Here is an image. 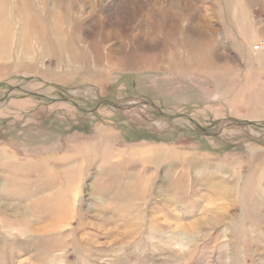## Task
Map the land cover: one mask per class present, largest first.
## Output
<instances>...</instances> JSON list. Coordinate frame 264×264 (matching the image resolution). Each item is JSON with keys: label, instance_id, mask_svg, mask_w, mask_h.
<instances>
[{"label": "rangeland", "instance_id": "1", "mask_svg": "<svg viewBox=\"0 0 264 264\" xmlns=\"http://www.w3.org/2000/svg\"><path fill=\"white\" fill-rule=\"evenodd\" d=\"M0 22V264H264V0Z\"/></svg>", "mask_w": 264, "mask_h": 264}, {"label": "bare ground", "instance_id": "2", "mask_svg": "<svg viewBox=\"0 0 264 264\" xmlns=\"http://www.w3.org/2000/svg\"><path fill=\"white\" fill-rule=\"evenodd\" d=\"M25 22V21H24ZM1 23V22H0ZM6 24H7V22H6ZM24 25V24H23ZM22 25V26H23ZM1 29H2V27H1ZM25 37V36H24ZM26 38V37H25ZM22 39H24V38H22ZM22 41H25V40H22ZM7 42H8V40H7V36L6 37H4V38H2V39H0V45L1 44H3V46H5L6 44H7ZM60 48H62V47H60ZM63 49V48H62ZM65 50V49H64Z\"/></svg>", "mask_w": 264, "mask_h": 264}, {"label": "built area", "instance_id": "3", "mask_svg": "<svg viewBox=\"0 0 264 264\" xmlns=\"http://www.w3.org/2000/svg\"><path fill=\"white\" fill-rule=\"evenodd\" d=\"M262 49H264V43H259L258 45H256L255 47H254V50L256 51V50H262Z\"/></svg>", "mask_w": 264, "mask_h": 264}]
</instances>
